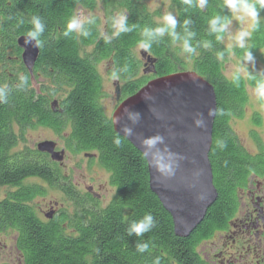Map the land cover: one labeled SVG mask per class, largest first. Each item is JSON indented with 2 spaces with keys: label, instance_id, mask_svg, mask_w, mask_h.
<instances>
[{
  "label": "trees",
  "instance_id": "trees-1",
  "mask_svg": "<svg viewBox=\"0 0 264 264\" xmlns=\"http://www.w3.org/2000/svg\"><path fill=\"white\" fill-rule=\"evenodd\" d=\"M149 1L152 0H0V53H3L8 41L12 57L18 58L16 40L31 28L29 22L33 15L42 17L46 28L42 36L44 46L40 48V52L68 57L75 69V77L79 76L82 80L85 75L88 79L85 83L81 82V87L76 85L72 106V115L83 118L81 124L84 125L90 122L86 118L102 117L97 104L99 81L96 79L93 64L110 54H116L118 56L115 57V61L120 63L119 66L126 64L129 67V71L122 74L126 76L130 73L134 51L138 50V42L142 38L141 30L145 26L155 27L161 22L160 12H150L147 8L146 4ZM169 2L172 12L181 24L187 17L193 21L191 28L196 32L193 44L210 40L212 48L199 47L198 55L189 57L183 53L179 44H173L165 36L154 43L148 52L141 50L137 65L138 85L129 89L128 98L153 79L181 72H194L212 86L216 99V114L208 159L213 186L217 192L216 202L187 238L176 237L170 216L149 190L144 158L122 138L121 142L127 149L121 147L119 150L113 144V139L117 135L114 128L111 131L107 127L106 136L101 138L99 130L94 135H92L94 131L90 132V136L88 133H81L73 138L78 144L77 150H85V143L94 141L100 149L103 167L111 173V182L115 184L124 181L127 184V193L118 192L116 198L105 209L96 207L87 211V205L85 207L78 205L81 211L78 209L68 224V228L76 231V234L72 233L69 236H66L60 224L55 226L39 220L33 203L28 202L39 193L38 191L25 188L8 197L7 201H0V235L13 234V251L17 258H22L21 264H153L156 258H159L160 264H206L196 254V248L204 244L213 233L226 229L227 222L234 217L239 207L240 191H243L252 179H264V149L256 135L253 134L252 137L258 144L259 152L250 155L241 147L230 127L232 119L242 117L248 103L246 88L253 82L243 79L240 86L235 87L230 78L225 76L224 67L230 57L239 60L244 50L235 48L229 52L223 43L215 40L214 35L207 33V22L212 16L229 14L227 9L222 7L223 0H209L206 9L193 7L187 11L184 10L185 6L181 4V0ZM99 6L103 14L102 19L105 21L102 22L103 27L102 19L93 15L96 23L90 26L89 37L83 38L77 34L70 37L62 35L67 20L78 10L89 14L95 12ZM118 12H126L128 23L137 27L106 44L102 34L111 33L109 17ZM261 16H264V10L261 11ZM21 20L22 24L19 23ZM181 30L178 27L177 31ZM249 43L253 45L252 51L256 61L264 66V21L252 34ZM222 49L225 50V58L218 61L216 52ZM86 52L93 54L88 63L80 58V54ZM141 52L143 55L146 54L150 63H146ZM0 62H3L2 59ZM12 63L14 64L10 68L14 76L10 87L13 91L8 103L0 104V117L21 116L20 105L17 103L22 100V89L15 88L19 81V70L14 66L16 63L13 61ZM12 102L15 104H11ZM6 106L9 107L5 112L3 110ZM252 122L256 127L261 125L256 115ZM4 135H0V186L5 185L15 175H19L20 166L28 167L32 164L21 162L16 156L10 157L7 154L10 139ZM217 139L226 142L224 149L216 148ZM39 160L38 164L43 168L38 169L37 175L42 176L50 187L53 186L56 176L57 180L64 179L58 173H52V169L45 168L48 163L44 159ZM124 162L128 164L127 167ZM118 186L124 188L123 185ZM45 192L44 189L43 193ZM146 213L154 216L155 227L141 238L127 236L126 230L129 225L141 219ZM138 240L149 241L150 250L145 253L137 252L135 244Z\"/></svg>",
  "mask_w": 264,
  "mask_h": 264
},
{
  "label": "flooded vegetation",
  "instance_id": "flooded-vegetation-1",
  "mask_svg": "<svg viewBox=\"0 0 264 264\" xmlns=\"http://www.w3.org/2000/svg\"><path fill=\"white\" fill-rule=\"evenodd\" d=\"M3 40L5 42V39ZM7 44L8 41H6L3 53H0V60L3 61L0 62V85L10 87L12 84L14 76L10 68L14 64L12 61L16 63L14 66L19 70V76L28 75L29 83L21 90L22 100L17 103L20 105L21 116H1L0 135L6 134L4 136H8L10 139V148L7 151L10 157L16 156L19 161L32 164L28 167L20 166V174L0 186V191L3 192L0 195V201H7L8 197L19 190L31 188L39 192L28 201L32 204L40 199L45 201L47 192L43 193L44 189L54 191L55 197L53 196L51 200L45 202L44 209L35 207L37 217L41 222L47 224L52 223L55 226L60 224L66 236L72 233L76 234V231L68 228V224L75 212L81 211L78 205L83 207L87 205V211L96 207L105 209L116 198L118 192L123 194V191L127 190V184L124 181L115 184L111 182V173L103 167L100 149L94 144V141L86 142V149L78 151V144L73 138L81 133H88L90 136L92 131H94L92 134L94 135L98 130L101 133L100 138L105 137L107 127L113 131L112 115L114 111L130 96L129 89L138 85L139 58L137 49L134 51L130 73L126 76L121 75L119 80L111 79V71L120 65L115 61V57L118 55L110 54L107 58L100 59L93 64L96 79L99 81L97 104L102 117L86 118L90 122L82 125L83 118L72 115V106L75 100L76 85L81 87V82L85 83L88 80L85 75L82 80L79 76L75 77V69L68 57L42 54L40 49H38L36 60L28 68L23 62V51L18 47L17 40L18 58L12 57ZM92 56L93 54L87 52L80 54V58L87 63ZM13 72L16 71L13 70ZM8 107L6 106L3 111H8ZM47 142L53 143L54 153L62 154V161H53L50 154L38 150L40 144ZM121 147L127 149L122 142L121 146L117 148L121 150ZM68 157L84 159V162H81L85 163V169L88 171L100 169L104 174H107L106 181L96 185L93 180L89 182L87 180H71L69 176L63 174L67 169L64 163ZM40 158L48 163L45 168L52 169V173L56 172L64 179L57 180L56 176L53 186L50 187L42 179V176L37 175L38 169L42 170L43 168L41 164H38ZM124 164L125 167L128 166L126 162ZM77 168L78 166L74 165L71 170L75 171ZM133 168H135V164ZM118 185H123L124 188L121 189ZM240 193L241 200L245 197L246 203L241 206L239 201L236 214L227 222L226 229L213 233L208 240L204 241L205 243L203 242L204 244H200L196 248V254L206 264H253L252 261L257 254L262 257V260L255 264H264V196L261 194V186L258 182L250 181ZM216 238L229 244V247L225 245V249L221 248L220 250L215 245ZM205 245H209L211 256L215 261L211 260L205 251H201L202 246ZM215 246L216 248L213 249ZM18 261L21 264L22 258H18Z\"/></svg>",
  "mask_w": 264,
  "mask_h": 264
},
{
  "label": "water",
  "instance_id": "water-1",
  "mask_svg": "<svg viewBox=\"0 0 264 264\" xmlns=\"http://www.w3.org/2000/svg\"><path fill=\"white\" fill-rule=\"evenodd\" d=\"M23 39L18 38L17 45L23 51V62L30 68L38 49L25 47ZM141 55L150 63L146 54ZM126 109L141 116L131 136L120 131L123 125L130 124ZM209 109L216 110L212 86L194 72H181L151 80L112 115V121L120 118V124H112L115 133L144 158L149 190L170 216L178 238H187L217 200L208 159L215 115L209 116ZM198 117L205 122L202 128L194 126ZM157 135L163 137L162 142L152 146L145 143ZM38 150L50 154L53 161L63 159L61 153L53 152V143H42ZM160 165H171L174 174H163Z\"/></svg>",
  "mask_w": 264,
  "mask_h": 264
},
{
  "label": "clouds",
  "instance_id": "clouds-1",
  "mask_svg": "<svg viewBox=\"0 0 264 264\" xmlns=\"http://www.w3.org/2000/svg\"><path fill=\"white\" fill-rule=\"evenodd\" d=\"M181 4L185 6L184 10L187 11L190 8H197L204 10L209 4V0H181ZM223 9H227L228 13L216 14L212 16L207 22L208 35H214L217 42H223L225 36L230 41L228 45V51L235 48L244 50L242 57L238 61V66L231 73L230 80L235 87H239L241 81L246 79L252 81L253 84L249 85L252 95L259 102L261 108H264V69H256V59L253 55V45L249 43L252 34L256 32L261 22L264 21V16H261V11L264 10V0H223ZM239 21L244 27L233 31V22ZM111 33H103L102 39L106 44H110L113 39L119 37L121 34L129 33L134 30L136 25H130L128 23V14L126 12H118L115 15L109 17ZM20 24L23 23L21 20ZM31 28L23 36V44L25 47H33L40 49L44 46V40L42 36L45 32L46 25L42 17L33 15L30 19ZM95 17L89 13L75 14L71 16L67 22L65 29L62 33L64 37H70L73 34H77L79 37L87 38L91 35L90 26L95 25ZM193 21L190 17L183 20L182 24L178 20L177 16L172 12H166L161 17V22L155 27L145 26L140 32L141 39L138 42V48L143 52H148L154 43L162 40L167 36L173 44H179L183 53L191 56L198 55L197 49L203 47L204 49L212 48V41L204 40L198 41L195 45L193 40L196 37V32L192 30L191 25ZM178 27L182 30L177 31ZM225 50L216 52V59L222 61L225 58ZM129 71L128 65H123L114 68L111 71V79L113 81L119 80L122 74ZM29 77L26 74L19 76V81L15 85L17 90L23 89L28 86ZM13 89L8 85H0V104H7L12 94ZM127 120L130 124L123 125L120 131L126 135H133V126L139 123L140 113L131 110H125ZM216 114V110L209 109L208 115L213 116ZM222 114V113H221ZM112 124H120V118L113 119ZM194 126L204 127L205 122L202 117H198L194 120ZM163 137L157 135L151 139H148L145 143L149 146L155 145L157 142H162ZM113 144L116 147L121 146V137L118 133L114 139ZM226 142L223 139L216 140V148L224 149ZM159 171L163 174L171 176L174 174V169L171 165H160ZM156 225L154 216L151 213H146L141 219L133 221L127 228V236H135L137 238L143 237L146 233L150 232ZM135 249L139 253H145L150 250L149 241L138 240L135 244ZM153 264H160L159 258L153 261Z\"/></svg>",
  "mask_w": 264,
  "mask_h": 264
},
{
  "label": "rangeland",
  "instance_id": "rangeland-1",
  "mask_svg": "<svg viewBox=\"0 0 264 264\" xmlns=\"http://www.w3.org/2000/svg\"><path fill=\"white\" fill-rule=\"evenodd\" d=\"M147 8L150 12L159 11L161 14V17L166 12H172L171 10V4L169 0H152L147 2L146 4ZM173 13V12H172ZM76 14H84L87 15L88 13H85L82 10H78ZM92 15H97L102 19V12L100 6L95 10V12L91 13ZM174 14V13H173ZM160 17V21H161ZM103 23L105 22L103 19L101 20ZM159 21V20H158ZM245 25H242L239 21L233 22V31L240 29L241 27H244ZM103 27V25H102ZM223 45L228 48V45L230 41L228 40L227 36H225L224 41L222 42ZM140 49L137 50V55L139 57ZM238 61L234 57H230L228 59V62L226 63L224 67V74L227 78H230L231 73L235 70V68L238 66ZM145 62V61H144ZM142 62V63H144ZM256 69H264V66L260 64L258 61H256ZM143 68L140 70V74H142ZM246 92L248 95V103L243 111V115L241 118H234L230 122V127L237 138L239 144L241 147L250 155H255L259 152L258 144L253 139V134L256 135L257 140L260 144V146L264 149V108H261L259 105V102L254 98L252 95L250 87L246 88ZM257 116L260 121L261 125L260 127L254 126L252 123V119L254 116ZM84 159L81 160L79 157H68L66 162L64 163L67 167V169L64 171V175L69 176L71 180H87L88 182L90 180H93L96 185L97 184H103L107 179V174H104L100 169H93L92 171H88L85 169V163L83 164ZM77 165L78 168L75 171H72V166ZM252 182H258L261 186V194L264 196V179H252ZM46 196L45 201L44 200H36L32 204L34 209L38 208H45L46 204L45 202H48L51 200V197H55L54 191L46 190ZM242 192V191H240ZM2 191H0V195H2ZM239 198L242 197L241 193H239ZM244 197V196H243ZM246 198L240 201V205L243 206L246 203ZM258 206V205H257ZM36 207V208H35ZM215 245L219 247V249L222 250L226 247H229V244L223 243V240H220L219 238L215 239ZM209 245L202 246L201 251H205L206 254H208L209 258L211 260L215 261V259L211 256ZM213 247V249L216 248ZM223 246V247H222ZM261 255V254H260ZM254 260L252 261L253 264L256 262H259L262 260V257L257 254L255 256ZM215 263V262H214ZM0 264H19L18 258L15 252L13 251V234L7 233V234H1L0 235Z\"/></svg>",
  "mask_w": 264,
  "mask_h": 264
}]
</instances>
